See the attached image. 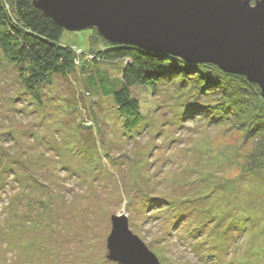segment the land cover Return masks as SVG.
Segmentation results:
<instances>
[{"label": "rangeland", "instance_id": "obj_1", "mask_svg": "<svg viewBox=\"0 0 264 264\" xmlns=\"http://www.w3.org/2000/svg\"><path fill=\"white\" fill-rule=\"evenodd\" d=\"M90 29L60 41L92 59ZM99 64L113 77L121 62ZM70 79L53 75L37 102L0 51V264H122L107 241L121 215L159 264H264L261 138L211 123L213 98L167 78L132 88L142 118L123 130L110 97Z\"/></svg>", "mask_w": 264, "mask_h": 264}, {"label": "trees", "instance_id": "obj_2", "mask_svg": "<svg viewBox=\"0 0 264 264\" xmlns=\"http://www.w3.org/2000/svg\"><path fill=\"white\" fill-rule=\"evenodd\" d=\"M64 31L70 30L56 25L34 7L32 0H0V51L17 67L23 88L33 100L40 102L39 91L51 84L53 75L72 77L74 92L81 97L83 93L110 97L124 118L123 130H130L142 118L139 99L136 93H131L132 88L138 85L155 90V84L167 78L176 89H188L195 99L207 94L213 98L211 105H204L207 109L214 106L218 114L210 115L211 123L225 120L243 139L261 138L257 150L264 160V98L259 86L244 75L223 71L213 63H187L167 53H151L135 45L113 43L100 35L102 48L93 49V58L87 59L81 53L84 47L60 41ZM90 33L97 32L90 29ZM117 62L121 64L113 77L99 64ZM75 72L82 73L84 78L82 74L73 76ZM97 119L91 117L90 121L98 128ZM85 122L80 124L86 126ZM89 132L96 136L93 127ZM259 174L264 180V168Z\"/></svg>", "mask_w": 264, "mask_h": 264}, {"label": "water", "instance_id": "obj_3", "mask_svg": "<svg viewBox=\"0 0 264 264\" xmlns=\"http://www.w3.org/2000/svg\"><path fill=\"white\" fill-rule=\"evenodd\" d=\"M252 1V2H251ZM67 30L95 29L113 43L131 44L190 63L210 62L244 75L264 98V0H32ZM111 258L159 264L127 227L112 217Z\"/></svg>", "mask_w": 264, "mask_h": 264}]
</instances>
